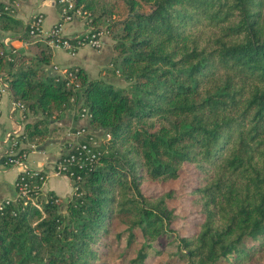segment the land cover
Here are the masks:
<instances>
[{
  "label": "trees",
  "instance_id": "trees-1",
  "mask_svg": "<svg viewBox=\"0 0 264 264\" xmlns=\"http://www.w3.org/2000/svg\"><path fill=\"white\" fill-rule=\"evenodd\" d=\"M74 4L111 38L126 87L81 69L73 82L56 76L51 49L0 3V30L28 52L0 41V76L36 118L23 144L45 140L71 106L109 136L97 163L71 168L70 198L36 180L3 206L0 264H264V0ZM184 165L198 219L180 236L169 207L179 193L141 187L177 180Z\"/></svg>",
  "mask_w": 264,
  "mask_h": 264
},
{
  "label": "crops",
  "instance_id": "crops-1",
  "mask_svg": "<svg viewBox=\"0 0 264 264\" xmlns=\"http://www.w3.org/2000/svg\"><path fill=\"white\" fill-rule=\"evenodd\" d=\"M0 3L10 4L14 8L12 18L20 21L24 26L28 23L30 17L36 13L41 14L43 17L44 31H48L53 27L60 18L59 6L56 0H0ZM90 30L91 27L88 22L79 17L63 26L62 35L65 38H73ZM0 41H6L8 46L16 51L28 53L26 44L10 32L0 30ZM101 41V48L96 50L84 46L73 56L61 48L51 49L52 65L62 70L81 69L91 80H101L117 88H125L126 83L117 73L113 72L112 60L115 54L111 38L106 35L102 37ZM12 103L13 100L9 93H5L0 97V202L17 198L16 182L20 169L8 167L5 164L1 146L3 135L15 126V122L8 118ZM35 121L36 118L34 117L27 118V123ZM47 128L49 134L45 140L23 144V148L28 153L26 164L31 170L49 171L53 163L66 153L67 147L78 140L75 136L77 130L84 128L92 132L100 131L93 130L88 120L80 118L73 106L66 110L60 119L50 121ZM72 190L70 180L63 176H49L41 188L43 195L53 193L61 199L70 197Z\"/></svg>",
  "mask_w": 264,
  "mask_h": 264
},
{
  "label": "built area",
  "instance_id": "built-area-1",
  "mask_svg": "<svg viewBox=\"0 0 264 264\" xmlns=\"http://www.w3.org/2000/svg\"><path fill=\"white\" fill-rule=\"evenodd\" d=\"M56 2L59 6V21L48 31H44L42 15L39 13L33 14L28 21L30 35L34 39L43 41L50 49L61 48L72 56L84 46H89L96 50L101 48V39L107 35L105 30L94 31L91 29L73 38H65L62 35V29L65 24L79 17L87 21L88 15L81 11V9L76 8L74 0H57ZM3 12L11 16L14 12V8L10 4H5ZM1 14L2 11H0V15ZM3 44L8 46L6 41H4ZM52 72L58 77L66 78L73 82L76 69L62 70L57 66H53ZM5 93H8V87L0 76V97ZM24 113V105L21 102L13 101L9 109L8 118L15 122V126L8 130L1 140L5 164L8 167L20 169L16 182L17 198H28L27 194L31 189L30 187L36 180L43 185L49 176H63L70 179L74 176V173L71 171L72 167L84 169L98 162L100 151H98L99 144L96 142L94 133L89 129L81 128L75 133L78 140L67 147L66 153L53 163L49 171L38 172L29 169L26 164L27 150H22L24 149L22 142L25 133L24 126L27 121ZM78 115L80 118L90 121L91 116L87 109H80ZM15 200H4L0 202V210H2L4 205L9 204L11 201L15 202Z\"/></svg>",
  "mask_w": 264,
  "mask_h": 264
},
{
  "label": "rangeland",
  "instance_id": "rangeland-1",
  "mask_svg": "<svg viewBox=\"0 0 264 264\" xmlns=\"http://www.w3.org/2000/svg\"><path fill=\"white\" fill-rule=\"evenodd\" d=\"M97 144H104L105 140L109 138L106 133L102 130L93 131ZM193 169L190 165H184L180 177L177 180H172L166 183L150 185L144 183L141 187L143 193H160L167 192L170 189L176 190L179 193V197L176 200L169 202V207L173 209L176 219L173 223L174 229L178 232L180 236L189 235L194 230V224L197 222V216L191 209L189 204V199L187 198L188 188L193 186ZM70 198V197H68ZM66 198V199H68ZM64 199V200H66ZM64 211V208L62 209ZM172 251V248L166 250L167 255ZM166 258V257H164ZM165 260V259H164ZM158 260H154L153 263L156 264Z\"/></svg>",
  "mask_w": 264,
  "mask_h": 264
}]
</instances>
